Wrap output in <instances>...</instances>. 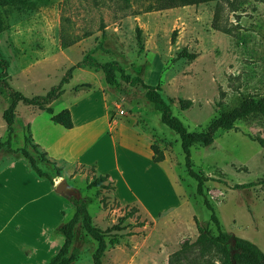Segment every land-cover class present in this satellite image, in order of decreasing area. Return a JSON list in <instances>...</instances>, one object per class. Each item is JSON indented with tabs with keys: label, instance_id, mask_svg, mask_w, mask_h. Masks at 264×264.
<instances>
[{
	"label": "rangeland",
	"instance_id": "1",
	"mask_svg": "<svg viewBox=\"0 0 264 264\" xmlns=\"http://www.w3.org/2000/svg\"><path fill=\"white\" fill-rule=\"evenodd\" d=\"M153 4L154 0H29L24 6L0 7V60L6 64V85L28 98L44 96L85 56L99 63L116 62L125 75L158 86L188 132L205 130L246 97H264V0H213L149 10ZM182 50L195 58L178 56ZM116 75L117 83L109 86L102 72L75 68L51 106L55 113L70 108L81 120L77 126L102 123L105 112L117 123L113 145L104 126L93 135L104 134L98 144L83 153L85 159L121 166L116 179H125L132 192L121 180L120 191L128 200L139 198L127 206L136 210L121 225L118 241L108 245L102 264H168L171 254L197 238L195 220L212 234L215 230L185 170L178 135L160 122L141 85ZM9 104L0 86V141L6 138L3 112ZM12 129L11 148L24 147L29 133L39 153L60 169V177L34 157L38 167L53 177L54 186L64 180L78 192L94 226L105 230L117 224L128 208L117 204L112 191L88 188L93 173L62 157L74 134L65 136L66 130L53 124L48 114L22 103L15 109ZM147 134L164 155L156 168L146 162ZM258 136L264 139L263 121H237L232 130H218L210 145L194 144L190 150L192 169L214 179L204 184V192L222 231L264 252V148L251 139ZM93 137L86 136L84 145ZM14 158L1 149L0 170ZM21 161L23 165L17 162L0 172V264H27L17 256L18 245H34L31 263L40 264L41 259L42 264L52 250L44 241L46 229L60 222L58 198ZM162 172L169 189L157 181ZM249 182L257 183L246 190L232 188ZM69 215L72 210L66 209L64 220ZM74 233L78 257L73 264H92L95 242L80 224ZM60 239L58 232L52 235L55 245Z\"/></svg>",
	"mask_w": 264,
	"mask_h": 264
},
{
	"label": "trees",
	"instance_id": "2",
	"mask_svg": "<svg viewBox=\"0 0 264 264\" xmlns=\"http://www.w3.org/2000/svg\"><path fill=\"white\" fill-rule=\"evenodd\" d=\"M122 1L125 3L129 2V0ZM209 1L213 0H154V4L150 5L149 10L172 9L192 5L197 6ZM28 2L29 0H0V7L24 6ZM214 27L216 28V26ZM178 56L192 60L196 55L194 53H186L185 50H182ZM0 66L2 67L0 73V86L5 88L10 97V104L3 112V120L6 125L7 133L6 138L0 141V150L7 149L9 153H12L15 157H22L25 159L29 171L39 179H46L51 185L54 183L53 177L38 167L36 159L52 166L57 178L60 177V169L55 167L53 162L46 159L45 153H39L38 146L32 143L29 133L24 137V147L17 149L11 148L12 126L15 122V109L17 105L22 103L23 105L35 107L48 114L53 124L69 130L73 127L69 110L63 109L55 113L51 103L62 94V86L68 83L73 69L91 68L94 71H100L103 73L105 82L109 86H114L117 83V73H119L120 79L124 82L131 85H141L145 91V99L150 102L159 113L160 122L178 135L185 170L187 175L195 181L196 194L201 197L203 206L209 211V222L213 225L215 230V234H212L207 227L201 226L197 220H195L198 231L197 238L191 243H184L177 251L171 254L168 259V264H264V252L256 245L238 237H230L222 231L216 213L204 192V184L214 179L203 176L192 169L190 150L194 144H201L203 146L210 145L213 142L214 134L218 130H232L237 121L258 119L264 122V97L260 99L246 97L233 110L220 114V116L214 119L205 130L201 132H188L183 123L172 114L170 106L162 99L158 86H149L143 83L138 77H129L125 75L116 62L99 63L93 58L85 56L80 62L67 70L57 86L49 90L44 96H34L31 98L23 96L6 85L3 79L5 77L6 64L3 60H0ZM27 130H29L28 126ZM251 139L257 142L260 147L264 148L263 138L258 136ZM29 147L34 152L35 156L29 152ZM149 148L152 152L151 160L154 163L158 164L164 160L162 151L155 143L151 142ZM83 168L93 173V177L87 184L88 188H98L105 191L114 190L113 182L109 180L107 174H99L93 166L87 167L83 165ZM256 183L257 182L235 184L232 188L235 190H246L253 187ZM68 200L71 203L72 215H69L57 228L58 234L63 239L62 244L58 251L52 255L45 264H73L76 262L78 249L73 247V242L75 239L74 230L78 224L81 225L83 232L96 244L92 254V264H102V258L108 245L118 241L117 233L123 230L121 225L126 219L133 215L136 209L126 206L128 209L125 211L124 215L119 218L117 224L102 230L93 225L92 217L83 199L69 197ZM107 238H109L108 241L106 240Z\"/></svg>",
	"mask_w": 264,
	"mask_h": 264
},
{
	"label": "crops",
	"instance_id": "3",
	"mask_svg": "<svg viewBox=\"0 0 264 264\" xmlns=\"http://www.w3.org/2000/svg\"><path fill=\"white\" fill-rule=\"evenodd\" d=\"M67 109L69 110V112L71 114L73 127L69 130L64 129L61 126L60 127L63 128L64 130H66V132L64 131V133H63L65 136L68 137V134L69 135L74 134V136H73L74 139L69 143V146L65 149V154H63L62 157H64L68 162H74L75 161V162H78L81 165H84L87 167L93 166L99 174H102V175L107 174L109 176V180L111 182H113L114 190L112 192H113V195L116 199V202L120 206H123V207L128 206L129 204L133 203V202L131 203L132 199L133 200L139 199L138 197H136V195H134V198H132L131 200H128L127 195L122 194V192L120 191L121 184L123 183V185H125L128 188V189L125 188L126 191L129 190L128 192H130V194L132 192V189H130V187L128 186V183L125 181V179H123V178L120 179L122 183L120 182V180L116 179V177H117L116 175H118L117 172L123 171L121 166H119L117 164L114 167H112V165H109L108 162H105L103 160H88V159H85L83 157V153H85V151H88L91 148H94V146H96L98 144V140L101 139V136L104 135V134H100L97 137H93V135L96 133V131L99 130V128H101V127L106 126L105 130L107 131V133L105 134V136H109L106 138L112 144L114 142V136H113L114 132L113 131H114V127L117 125V123L113 120V118H111L110 115L106 114V112H105L106 116H105V119H103L102 123H95V122L87 121L84 124H81V125L79 124L80 126H77V123H81L80 122L81 120L79 119V117H77L75 115V112H73L70 108H67ZM57 126H59V125H57ZM78 129H81V131H79ZM89 135L92 136L93 138H92L91 142L84 145V140H85L86 136H89ZM150 143H151V135L147 134V141H146V144L144 145L145 149H147V157H148V160L146 162H147V165H149L150 167L156 168V166H158L160 163L156 164L151 160L152 152L149 148ZM149 158H150V160H149ZM21 159H23V158L22 157H15L12 160V162H10L8 165H6L4 168H2L0 170V172L3 173L4 171L12 168V166H14L17 162H19V164L23 165ZM136 160H139V159H137V157H136ZM120 176L122 177V174ZM35 178H37V177H35ZM37 179L40 180L38 182L41 183V180H42L43 183L46 184L45 185L46 191L48 193L56 196L58 198L57 199L58 203H60V205L57 208V212L60 216L59 217L60 222H57V224H53V225L51 224L46 229V235L44 236L45 243L48 245H51V247H52V250L45 256V258L42 262V264H45L47 262V260L58 251L59 247L62 244L63 239H60L58 245H55L54 242L52 241V235L55 232H57V228L64 221V212L66 209H71V203L64 196L55 193V191H54L55 186L51 185L46 179H39V178H37ZM53 181H54V179H53ZM157 181H159L164 187H166L168 189L170 188L169 179L164 172H162L161 175H159L157 177ZM1 184H2V181H1ZM1 193H3V191L0 192V194ZM134 203H137V202L134 201ZM141 203L142 204H140V205L143 206L144 203L142 201H141ZM143 207L145 209V205ZM37 211H41L40 207L37 208ZM37 211H36V213H37ZM35 251H36V247L34 245H32L31 248H24L22 245H18L16 252L18 254L17 256L21 260L27 261V264H34V263H31V260H33L32 254ZM39 263L41 264V259H40Z\"/></svg>",
	"mask_w": 264,
	"mask_h": 264
},
{
	"label": "water",
	"instance_id": "4",
	"mask_svg": "<svg viewBox=\"0 0 264 264\" xmlns=\"http://www.w3.org/2000/svg\"><path fill=\"white\" fill-rule=\"evenodd\" d=\"M55 193L62 195L66 198L74 197L79 199V194L76 190L71 188L64 180L58 181L54 187Z\"/></svg>",
	"mask_w": 264,
	"mask_h": 264
},
{
	"label": "built area",
	"instance_id": "5",
	"mask_svg": "<svg viewBox=\"0 0 264 264\" xmlns=\"http://www.w3.org/2000/svg\"><path fill=\"white\" fill-rule=\"evenodd\" d=\"M118 114H119V115H123V114H124L123 110L118 109Z\"/></svg>",
	"mask_w": 264,
	"mask_h": 264
}]
</instances>
